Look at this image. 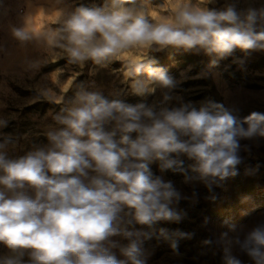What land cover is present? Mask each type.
<instances>
[{
	"label": "clouds",
	"instance_id": "obj_1",
	"mask_svg": "<svg viewBox=\"0 0 264 264\" xmlns=\"http://www.w3.org/2000/svg\"><path fill=\"white\" fill-rule=\"evenodd\" d=\"M240 3L226 0L217 9L188 0L165 22L149 19L145 0H104L59 11L57 28L35 33L26 27L15 35L38 38L49 52L59 49L70 64L81 66L89 60L122 61L121 54L132 49L166 48L202 51L216 58L214 66L237 48L264 51V6ZM122 62L134 94L168 90L158 104L109 100L81 84L52 116L55 126L46 131V145L10 158V141L0 142V245L8 250L0 264H146L143 245L151 233L136 225L150 228L182 218L173 207L181 193L154 175L150 164L159 162L161 172H183L186 157L191 171L211 187L237 174L242 140L264 138V113L241 119L212 101L199 108L169 107L176 82L163 68L154 67L148 55ZM161 234L167 238L164 230ZM234 243L255 264H264V222ZM224 264L242 262L226 248Z\"/></svg>",
	"mask_w": 264,
	"mask_h": 264
},
{
	"label": "rangeland",
	"instance_id": "obj_2",
	"mask_svg": "<svg viewBox=\"0 0 264 264\" xmlns=\"http://www.w3.org/2000/svg\"><path fill=\"white\" fill-rule=\"evenodd\" d=\"M104 0H0V142L9 140L10 158L24 156L48 143L46 131L55 126L52 116L72 98L79 85L100 91L106 98L127 104H158L163 91L139 96L132 92L131 77L122 61H138L145 55L176 82L167 106L191 103L196 108L208 101L234 111L243 119L264 113V51L245 53L239 48L213 66L214 56L166 48L160 51L132 49L121 60L103 65L89 60L70 64L66 54L52 52L38 38L21 40L15 32L28 27L35 33L57 28L61 10L102 5ZM188 0H145L144 12L155 21H168L174 9ZM198 6L222 8L226 0H192ZM262 7L264 0H241L240 7ZM143 78V74L142 77ZM52 92V98L44 95ZM135 133L132 138H135ZM241 162L236 175L217 180L211 187L190 169L192 161L181 157L184 171L161 172L159 162L150 164L154 175L171 181L182 199L173 205L182 213L179 221H159L152 227L136 225L151 233L144 241L146 264H224L225 249L242 264H255L234 243L257 223L264 222V138L242 140ZM191 179L186 181L185 177ZM31 194V193H30ZM161 230L167 235L161 234ZM183 233V236L178 235ZM226 234V236L224 235ZM121 244L127 241L113 237ZM176 246H172V241ZM116 254L119 258V251ZM8 250L0 245V255ZM27 259V257H25Z\"/></svg>",
	"mask_w": 264,
	"mask_h": 264
}]
</instances>
